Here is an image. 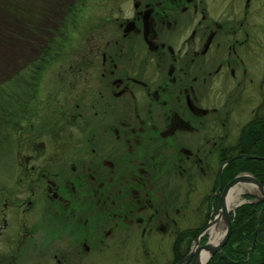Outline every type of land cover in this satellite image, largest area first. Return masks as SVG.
I'll list each match as a JSON object with an SVG mask.
<instances>
[{"label": "flooded vegetation", "instance_id": "flooded-vegetation-1", "mask_svg": "<svg viewBox=\"0 0 264 264\" xmlns=\"http://www.w3.org/2000/svg\"><path fill=\"white\" fill-rule=\"evenodd\" d=\"M256 4L114 0L98 5L89 53H46L66 54V68L52 67L63 87L44 97L35 66L1 108L3 136L28 141L7 164L20 186L2 200L0 264H95L133 248L134 231L142 246L174 234L172 264L193 251L231 181L220 168L239 129L233 114L261 113V98L246 94L263 89L248 67L262 50Z\"/></svg>", "mask_w": 264, "mask_h": 264}, {"label": "rangeland", "instance_id": "rangeland-1", "mask_svg": "<svg viewBox=\"0 0 264 264\" xmlns=\"http://www.w3.org/2000/svg\"><path fill=\"white\" fill-rule=\"evenodd\" d=\"M110 1L114 0H0V88H4V91L7 90V92H9L8 87H10V85L7 81L13 76H17L18 86L16 89H18L19 94L20 77L23 76L24 71L30 64L33 67L38 65V53H40L38 59L43 55V57H46V53L43 52V50L49 46L50 50L53 49V51L57 53H78L79 50H86L87 53H89V45L94 42L92 38L89 39V31L91 26L96 24L98 5L101 4V6L103 5L105 7ZM255 7H258V10L261 9L254 13L252 21L257 23L258 30L256 36L257 40H260L262 50L256 54L255 59L249 56L248 67L253 71L255 82H258V76H264V4L262 6L256 4ZM68 8H71L70 12ZM46 60L47 61L44 63H41L40 67L43 69L39 74V81L42 83L40 92L44 97L48 92L55 91L60 84L61 88L63 87L64 81L57 78L52 67L62 66L66 68L70 64L66 54L60 55L59 57H57L56 54L53 56L51 55V57H48ZM54 61L55 63H53ZM255 70L256 72H254ZM76 81L78 82V79ZM73 83L77 87V83ZM253 89L254 85H247L246 94L249 101L257 100V102H259L261 98V113L257 115V117H262L264 116V85L262 97L259 96L256 98L254 94H252ZM68 92L71 94L68 95L71 99L76 89H70ZM6 94L7 93H3L0 89V102L5 103L2 98H4ZM68 96L62 94L57 97L67 98ZM67 103L68 102H59L58 105L53 106L55 118H59L60 109L66 107ZM233 115L232 119L238 120L239 127L252 118L249 112H238L237 115ZM56 123L61 125L64 122L60 119V121ZM237 130L234 134L237 133ZM27 141L28 139L25 137L12 138L11 141V138L4 137L3 132L0 130V208L2 207L4 196L10 195L12 197L8 200L9 203L11 199L13 200L15 198V193H17L16 189L20 186V184L17 183L18 179L16 174H14V170L11 171L10 167L7 165L8 161L11 160L10 153L13 154L15 150H18L22 143L26 145ZM34 143L35 141L33 140V144ZM4 153L6 154V158L3 155ZM76 157H78V155H76ZM248 189H250L249 191L251 193L256 194L254 188ZM236 194V192L233 194L234 197ZM236 201L237 200L234 202ZM217 206L218 203L216 208ZM14 214L12 215L14 216ZM213 218L214 215L212 216V220ZM224 227V224L221 222L219 228L224 230ZM13 230L14 227H12V231ZM174 239V234H154L146 237V239H144L145 246H142L137 232L134 231L132 240L133 248L128 249L127 246H117L116 250L112 248L109 250L110 253L103 254L99 260L95 259L93 263L172 264L173 257L171 245ZM207 239L208 236L206 240ZM206 240H204V242L200 240L198 246L204 245ZM191 246L193 245L187 243L184 245V249L189 250ZM0 251L2 252V248Z\"/></svg>", "mask_w": 264, "mask_h": 264}, {"label": "trees", "instance_id": "trees-1", "mask_svg": "<svg viewBox=\"0 0 264 264\" xmlns=\"http://www.w3.org/2000/svg\"><path fill=\"white\" fill-rule=\"evenodd\" d=\"M68 9L70 12L71 8ZM49 50L50 46L44 49L43 52L48 53ZM43 56L37 60L38 65L36 66L46 61ZM31 73L34 75L33 66L30 64L24 71L23 76L20 77L21 81L31 82ZM262 79L264 85V76H262ZM7 82L10 85L8 87L9 92L4 91V88H0L3 93H7L2 98L3 101L17 99L19 97V94H17L18 89H16L18 86L17 76H13ZM13 103L0 102V116L4 113L1 108H4L6 104L13 105ZM239 129V132L237 130L238 133L234 134L230 154L226 159L229 160L241 154L254 158H234L226 165L225 171L230 180L239 174L248 173L264 187V116H253ZM246 198H249V196H246ZM230 219L231 234L228 241L219 252L209 259L207 264H264V203L256 206L244 203L230 214ZM194 235L183 234V237L190 239ZM173 252L178 254V248H175Z\"/></svg>", "mask_w": 264, "mask_h": 264}, {"label": "water", "instance_id": "water-1", "mask_svg": "<svg viewBox=\"0 0 264 264\" xmlns=\"http://www.w3.org/2000/svg\"><path fill=\"white\" fill-rule=\"evenodd\" d=\"M234 158H254L251 156H247L244 154L237 155ZM232 159L227 160L226 162L223 163L222 167L220 168V173L222 168L227 165ZM251 187L256 190V194L250 193L249 191L241 192L240 189L246 190V187ZM240 188V189H239ZM239 189V191H238ZM237 191V193L241 195H250L252 200H245L242 198L241 202L236 204L233 208L226 207V201L224 200V194L227 192L228 194L230 193L231 196ZM243 203H250L253 204L254 206L264 203V187L250 174L244 173L237 175L234 177L225 187L223 195L219 197V202L218 206L216 208L214 218L212 222L210 223L209 226L212 224H217L218 222H222L224 224V230L221 238L219 241L216 242V244H211L210 242V236L206 234L209 226H207L205 229L201 230L195 237V245L194 249L191 253H189L183 260H181L178 264H207L209 259L217 252L221 250V248L225 245L227 242L230 234H231V219H230V213L234 211L238 206H240ZM256 231L254 234V239L256 236ZM204 235L208 236V240L206 243L202 246H198V243L200 241V238L203 237ZM204 251L207 255L203 261H200L199 254Z\"/></svg>", "mask_w": 264, "mask_h": 264}, {"label": "bare ground", "instance_id": "bare-ground-1", "mask_svg": "<svg viewBox=\"0 0 264 264\" xmlns=\"http://www.w3.org/2000/svg\"><path fill=\"white\" fill-rule=\"evenodd\" d=\"M236 195L237 196H235V197L233 195L231 196L230 193L227 195L226 207L233 208L234 205L240 201L238 194H236ZM234 198H235V200H237L236 202H234L235 201ZM219 224H220V222H218L217 224H212L206 232V234H208L210 236L211 244H213V245L216 244L217 241H219V239L221 238V236L223 234V230H221L219 228ZM206 255L207 254L204 251H202L199 254L200 261H203L205 259Z\"/></svg>", "mask_w": 264, "mask_h": 264}]
</instances>
